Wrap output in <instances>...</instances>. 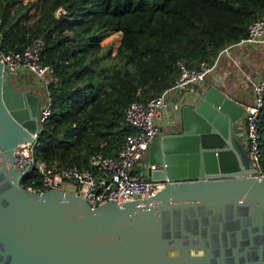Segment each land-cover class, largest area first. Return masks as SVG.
Here are the masks:
<instances>
[{
  "label": "water",
  "instance_id": "water-1",
  "mask_svg": "<svg viewBox=\"0 0 264 264\" xmlns=\"http://www.w3.org/2000/svg\"><path fill=\"white\" fill-rule=\"evenodd\" d=\"M12 77L0 60V264H264V177L234 98L210 86L162 129L143 168L156 195L93 207L22 185L15 151L37 140L43 100Z\"/></svg>",
  "mask_w": 264,
  "mask_h": 264
},
{
  "label": "trees",
  "instance_id": "trees-1",
  "mask_svg": "<svg viewBox=\"0 0 264 264\" xmlns=\"http://www.w3.org/2000/svg\"><path fill=\"white\" fill-rule=\"evenodd\" d=\"M260 15L264 0H0L1 52H21L42 37V61L54 69L47 87L51 113L40 125L35 158L57 168L91 169L93 154L115 157L135 132L125 120L132 101L171 87L180 76L179 59L189 68L213 63ZM119 31L113 55L102 41ZM260 135L264 174V105Z\"/></svg>",
  "mask_w": 264,
  "mask_h": 264
},
{
  "label": "built area",
  "instance_id": "built-area-1",
  "mask_svg": "<svg viewBox=\"0 0 264 264\" xmlns=\"http://www.w3.org/2000/svg\"><path fill=\"white\" fill-rule=\"evenodd\" d=\"M248 44H264V15H260L249 25L246 36L221 49L213 63L202 62L198 68H189L184 59H179L177 63L181 72L174 84L148 101L134 100L128 105L125 120L135 132L124 138L115 157L105 156L101 152L93 154L90 157L91 169H80L78 166L57 168L47 165L35 158V142L20 144L15 151V167L21 173L29 167L26 177H32L30 185H22L33 192H72L84 198L93 207L106 202L126 203L153 197L165 186L164 183L150 182L144 171L138 173L136 169L149 165L145 156L152 142L161 134L163 115H171V112L181 109L180 102L171 99V92L181 89L197 93L199 85L215 71L223 56L232 59L233 47ZM43 46V38L37 37L21 52L11 49L5 53L1 52L0 57L3 68L9 70L12 75L27 70L45 87L46 100L41 107L40 123L51 113L52 97L47 87L54 73L53 67L42 61ZM251 86L254 99L248 105L244 116L246 147L252 164L259 169L257 176L263 178L259 141L260 115L264 105V78L251 81ZM170 123L171 119L168 125H171ZM150 167L152 170L158 168L156 164H150ZM34 175L40 178V183H37V177Z\"/></svg>",
  "mask_w": 264,
  "mask_h": 264
},
{
  "label": "crops",
  "instance_id": "crops-1",
  "mask_svg": "<svg viewBox=\"0 0 264 264\" xmlns=\"http://www.w3.org/2000/svg\"><path fill=\"white\" fill-rule=\"evenodd\" d=\"M114 34L120 35L119 40H122L121 31L112 32L109 35ZM102 45L105 46V44ZM231 56L232 59L228 56H223L220 59L215 71L206 78L204 83L199 85L197 93H204L210 86L219 88L228 96L234 98L246 110L254 99L251 81H258L264 78V44L235 46L231 49ZM13 76L16 77L20 84L32 88L34 93L40 95L44 104L46 100L45 87L33 73L24 70ZM197 93L181 89L171 92V99L179 101L181 109L171 112V115H163L161 120L163 121L162 129L164 131L170 126L168 125L170 119V124L174 122L178 123L182 119V106L186 102H195L198 99ZM245 130L246 123L244 118L242 123L237 127V132L246 145ZM145 160L147 161V158ZM136 171L141 173L143 167L137 168Z\"/></svg>",
  "mask_w": 264,
  "mask_h": 264
},
{
  "label": "rangeland",
  "instance_id": "rangeland-1",
  "mask_svg": "<svg viewBox=\"0 0 264 264\" xmlns=\"http://www.w3.org/2000/svg\"><path fill=\"white\" fill-rule=\"evenodd\" d=\"M24 1L27 2L28 0H24ZM34 1H37V0H34ZM31 13H32V14H35V9H33V10L31 11ZM34 19H35V18H32V19L30 20V22H33ZM119 34H120V33H119ZM119 36H120V35H118V34L109 35V36L106 37V38L103 40V42H102V44H105L104 47H105L107 50H111V52H112L113 55L116 54L117 49H118V46L120 45V42H121V41L119 40ZM19 88H23V87L19 86ZM147 155H148V154H146L145 158H147Z\"/></svg>",
  "mask_w": 264,
  "mask_h": 264
}]
</instances>
